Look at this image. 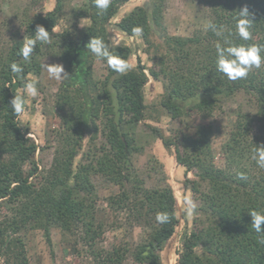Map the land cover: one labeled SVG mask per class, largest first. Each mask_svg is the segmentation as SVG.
Here are the masks:
<instances>
[{
    "label": "trees",
    "instance_id": "1",
    "mask_svg": "<svg viewBox=\"0 0 264 264\" xmlns=\"http://www.w3.org/2000/svg\"><path fill=\"white\" fill-rule=\"evenodd\" d=\"M128 1L110 0L107 10L98 14L94 0H88L73 10L74 20H88V26L80 32L76 27L56 33L64 12V0H56L53 10L26 20L23 34L0 51V204L9 212L0 216V257L5 264H30L21 230H43L52 246V228H59L65 235L80 233L78 239L93 264H124L129 257L138 264H163L161 253L180 223L177 200L170 186L147 188L133 165L139 149L136 128L146 119L145 88L151 77L163 83L160 107L166 114L193 122L170 136L151 128L166 150H175L186 175H193L184 184L200 203L195 227L184 235L178 264H264V233L251 228L249 214L251 210L264 213V168L251 158L256 145H264V63L235 81L215 67L218 44H264V0H199L209 7L210 22L220 36L208 28L189 37L169 35L164 26L167 0H151L148 6L134 8L117 27L129 37L142 38L153 67L147 69L139 59L136 67L116 75L105 60L88 51L87 44L93 37L102 38L114 55L130 60L133 50L112 46L108 31ZM245 7L253 20L247 41L235 30L239 11ZM37 25L50 32V42H38L25 60L19 49L25 37H34ZM137 27L142 29L140 35L133 34ZM155 36L161 43L153 42ZM46 55L59 60L69 77L62 80L55 101L62 122L60 145L51 168L42 173L35 162L38 147L21 128L10 102L24 90L25 81L41 75ZM97 60L107 70L102 81L94 79ZM13 63L22 72L13 73ZM238 94L254 104L257 113L256 117L238 115L223 143L226 163L220 168L215 163L211 119ZM197 119L200 123H194ZM255 126L259 133L253 131ZM86 136L89 148L75 164ZM94 175L119 187V193L107 199L110 210L126 216L131 228L144 227L143 240L134 248L100 246L106 226L97 220ZM157 214H166L167 221H158Z\"/></svg>",
    "mask_w": 264,
    "mask_h": 264
},
{
    "label": "rangeland",
    "instance_id": "2",
    "mask_svg": "<svg viewBox=\"0 0 264 264\" xmlns=\"http://www.w3.org/2000/svg\"><path fill=\"white\" fill-rule=\"evenodd\" d=\"M150 1H128L120 8L108 26L109 40L112 46L125 45L133 50V55L129 60L132 67L138 65L139 59L147 69L153 67V62L149 59L146 52L147 45L142 38L125 35L118 29L117 24L134 8L148 6ZM87 2L88 0H64V12L61 15L60 25L55 29V32L76 27L77 32L84 30L89 21H75L73 10L82 7ZM55 4L56 0H0V51L7 48L14 38L23 34L26 20L34 14H45L53 10ZM210 17L209 7L202 5L199 0H167L164 26L171 36L189 37L197 31H205L206 25L210 22ZM153 42L157 44L161 43V40L155 36ZM42 62L43 64L62 65L59 60L47 55L42 58ZM93 68L94 79L102 81L107 75L106 66L97 60ZM32 78L37 83L38 95L31 97L26 96L24 90L19 92V95L25 98L24 113L19 117V124L26 136L33 140L38 147L35 162L39 171L43 173L51 168L56 150L60 145L58 133L62 128V122L55 101L63 79L50 78L47 70L43 67L41 75ZM163 92V83L149 77V82L145 88V103L148 109L146 119L136 128L135 143L139 149L134 153L133 165L147 188L170 186L174 191L180 223L161 256L163 264H178V253L182 249L184 235L194 229L196 222V210L191 217H188L182 213L181 209L185 206L186 199L192 200L196 204V209L200 203L184 184L187 178L193 180V175H186L185 169L179 166L176 161L175 150L173 148L170 151L166 150L162 141L154 137L151 128H157L165 136H170L175 130L182 129L187 123L193 122L174 120L168 116L160 107ZM240 113L256 117L257 110L247 98L238 94V96L225 101L222 108L217 110L211 119V123L215 126L213 129L214 146L217 149L215 163L220 168H223L226 163L222 151L223 143L228 139ZM201 122L203 121L201 120ZM194 123H200V120H194ZM253 131L259 133L258 127L255 126ZM254 132L253 134H255ZM89 138V136L85 137L83 149L75 164H78L83 157L82 155L87 152ZM98 143H103L102 137H99ZM92 181L99 198L97 220L106 226L100 246L105 249H112L114 246L121 245L134 248L143 240L144 227L134 225L131 228L127 224L126 216H116L107 204L109 196L119 193V187L100 175H94ZM0 210V216L9 214L4 203L0 204ZM19 236L24 241L30 264H93L88 257L87 249L78 239L80 238L79 232L70 236L65 235L59 228H52V246L47 244L44 232L40 229H23ZM4 259L0 257V264H5ZM124 264L138 263L129 257Z\"/></svg>",
    "mask_w": 264,
    "mask_h": 264
},
{
    "label": "clouds",
    "instance_id": "3",
    "mask_svg": "<svg viewBox=\"0 0 264 264\" xmlns=\"http://www.w3.org/2000/svg\"><path fill=\"white\" fill-rule=\"evenodd\" d=\"M110 0H94V5L99 12L107 10ZM253 20L250 16L249 10L245 7L239 11V18L236 23V34L240 39L247 41L251 38L250 28ZM206 27L213 30L217 36L221 35V32L217 30L216 26L209 22ZM53 31V29H52ZM142 29L139 27L133 30L134 35H140ZM50 32L42 25H37L34 37L23 39V45L19 49V54L23 59L28 60L37 43L48 44L50 42ZM87 49L95 57L105 60L108 67L116 75H122L128 72L132 65L129 61L121 58L118 55H114L110 46L102 38L93 37L87 44ZM264 63V44H251V45H234L228 44L227 46L217 45L216 48V71L222 74L224 77L231 81L246 78L249 72L255 67L260 68ZM49 74L50 78L60 80L68 78V74L65 72L63 65L60 64H43ZM13 73L22 72V68L18 67L16 63L11 65ZM63 73V75H62ZM24 93L26 96L36 97L38 95L36 81H25L23 84ZM10 106L13 112L18 116H22L24 113L25 98L24 96L15 94L14 98L10 102ZM251 158L256 162L257 166L264 168V145L255 147L252 152ZM241 178H244L243 175ZM196 210V204L186 199L185 206L181 209L182 213L188 217H191ZM252 217L251 228L256 233H264V213L256 210L249 211ZM166 214H157V220L160 222L167 221Z\"/></svg>",
    "mask_w": 264,
    "mask_h": 264
}]
</instances>
